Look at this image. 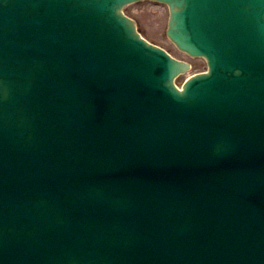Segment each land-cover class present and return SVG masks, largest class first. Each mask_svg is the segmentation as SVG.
Masks as SVG:
<instances>
[{"label":"water","instance_id":"obj_1","mask_svg":"<svg viewBox=\"0 0 264 264\" xmlns=\"http://www.w3.org/2000/svg\"><path fill=\"white\" fill-rule=\"evenodd\" d=\"M0 0V264H264V0Z\"/></svg>","mask_w":264,"mask_h":264},{"label":"rangeland","instance_id":"obj_2","mask_svg":"<svg viewBox=\"0 0 264 264\" xmlns=\"http://www.w3.org/2000/svg\"><path fill=\"white\" fill-rule=\"evenodd\" d=\"M124 11L135 20L139 31L149 41L162 46L176 58L186 60L191 64L189 70L178 76L176 80L178 84H181L188 75L206 69V62L203 58L190 57L181 52L166 36L165 30L168 20L166 4L142 0L125 6Z\"/></svg>","mask_w":264,"mask_h":264}]
</instances>
